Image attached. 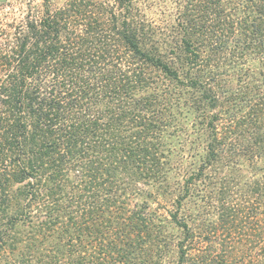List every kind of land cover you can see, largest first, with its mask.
I'll use <instances>...</instances> for the list:
<instances>
[{
    "label": "trees",
    "instance_id": "1",
    "mask_svg": "<svg viewBox=\"0 0 264 264\" xmlns=\"http://www.w3.org/2000/svg\"><path fill=\"white\" fill-rule=\"evenodd\" d=\"M50 2L0 26V264H237L238 222L264 264V0Z\"/></svg>",
    "mask_w": 264,
    "mask_h": 264
},
{
    "label": "rangeland",
    "instance_id": "2",
    "mask_svg": "<svg viewBox=\"0 0 264 264\" xmlns=\"http://www.w3.org/2000/svg\"><path fill=\"white\" fill-rule=\"evenodd\" d=\"M66 1L67 0H51L50 6L52 9H55L56 7L63 6ZM43 2L44 0H0V26L13 21L14 19H21L25 11L28 9L29 4L31 5L33 10L43 11ZM238 223L239 224L237 225L236 229L237 264H247V262L249 261V255H247L248 252L246 251L249 250L250 246L249 233L251 231V228L249 226V228L245 227V229H242L240 222ZM257 225L258 224H255L251 227H257ZM260 225H262V223H260ZM242 256L245 257L244 263L240 262Z\"/></svg>",
    "mask_w": 264,
    "mask_h": 264
}]
</instances>
